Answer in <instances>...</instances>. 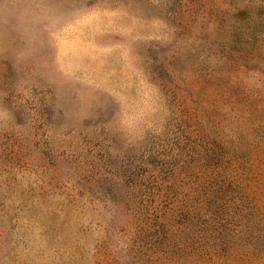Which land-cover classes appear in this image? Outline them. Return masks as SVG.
I'll return each instance as SVG.
<instances>
[{"label":"rangeland","instance_id":"1","mask_svg":"<svg viewBox=\"0 0 264 264\" xmlns=\"http://www.w3.org/2000/svg\"><path fill=\"white\" fill-rule=\"evenodd\" d=\"M0 264H264V0H0Z\"/></svg>","mask_w":264,"mask_h":264}]
</instances>
